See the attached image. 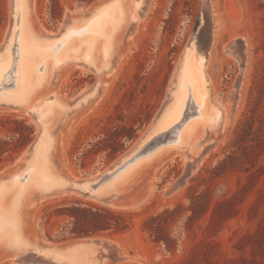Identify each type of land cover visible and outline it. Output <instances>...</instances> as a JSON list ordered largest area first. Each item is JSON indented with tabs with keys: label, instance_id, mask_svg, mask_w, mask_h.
Returning <instances> with one entry per match:
<instances>
[{
	"label": "rangeland",
	"instance_id": "1",
	"mask_svg": "<svg viewBox=\"0 0 264 264\" xmlns=\"http://www.w3.org/2000/svg\"><path fill=\"white\" fill-rule=\"evenodd\" d=\"M105 1L27 0L33 35L43 36L46 47L54 44L61 34L84 25ZM206 1L212 8L211 48L207 60L195 47L202 56L198 68L209 79L206 101L211 114L220 113L222 107L231 110L230 125L221 128L219 119L204 128L197 125L187 141L177 143L175 138L185 130L183 123L200 122L191 114L181 118L170 134L146 146L143 152L153 146L148 157L118 183L117 187L125 189L119 204L74 194L50 196L23 210L26 239L46 245L83 238L110 242L117 248L118 259H104L101 264H264V125L256 123L247 139L236 131L248 109L264 111V0H142L136 23L129 30L125 26L120 29L107 57L101 50L99 58L93 52L90 55V65L98 70L108 72L115 65L109 77L100 78L95 99L73 112L61 109L96 85L94 74L69 66L78 63L79 53L59 70L53 69L49 84L33 96V105H41L50 95L57 102L40 109L44 112L49 108L42 122H47L49 130H56L55 140L60 141L54 152L57 172L87 180L111 169L171 105L183 53L198 34ZM11 4L12 0H0V53L9 52L0 71L3 98L14 86L17 61V41L9 43L10 47L5 44L6 37L17 31ZM125 5L131 9V0L120 1L119 10L124 13ZM205 37L199 34L196 38L204 44ZM240 39L246 43L244 66L225 51L229 42ZM205 59L207 64L202 68ZM187 82L191 86L189 77ZM179 91L183 102L190 91L187 87ZM198 96L201 105L204 99ZM90 105L93 108L86 111ZM22 121L32 133L19 152L11 157L3 155L0 172L23 156L39 132V124L30 115L0 100V141L19 147ZM139 121L145 124L139 127ZM133 123L139 127L136 137L127 141L124 136L116 144L113 134L127 133ZM206 136L213 140L207 142ZM102 138L109 143L114 139L118 149L114 157H108L109 150L90 151ZM199 140L203 146L197 149L195 142ZM195 156L198 160L192 165L191 157ZM31 185L25 191L28 196ZM70 205L122 214L127 228L82 237L63 234L71 227L69 219L49 214ZM165 209L172 215L149 221ZM5 249L0 248V264H27L12 261L14 252Z\"/></svg>",
	"mask_w": 264,
	"mask_h": 264
},
{
	"label": "bare ground",
	"instance_id": "2",
	"mask_svg": "<svg viewBox=\"0 0 264 264\" xmlns=\"http://www.w3.org/2000/svg\"><path fill=\"white\" fill-rule=\"evenodd\" d=\"M120 1L121 0H106L100 8L98 7L96 12L84 25H80L79 27L75 26L74 29L65 34H61L56 41L54 40V44L50 43L46 47L48 42L42 39L43 36L41 38L40 35H33L30 22L31 12H29L27 0H12V20L13 26L17 28V31L6 37L5 44L9 46V43H13L15 40L17 41V61L14 70L15 78L12 90H7V92L9 91L8 96L3 98V95H0V100L10 103L15 109L23 110L39 124V132L35 138L34 152L26 165L16 170V167L22 163L27 150L23 156L15 161L13 166L0 172L1 175H4L0 177V248H6L14 252L11 255L12 261L14 262L20 263L18 261L19 258H22V261H24L29 258L34 259V257L38 255H46L52 258V263L49 264H101L100 261L91 255V252H89L91 249L88 248L87 244H84L92 239L83 238L61 244H51V246L55 247L67 244L79 245L76 250L70 253L61 255L55 254L53 256L51 252H48L40 246L42 243L39 241L26 239L22 233L23 210L35 206V204L38 205L39 202H43V200L48 199V197L50 198V196L56 195L55 197H57L62 194H74L100 200L105 196H111L106 202L110 205H117L120 203L125 193L124 187H117L118 183L135 170L142 159L148 157L149 151L153 146L144 152H140L141 148L144 147L148 141L153 140L157 142L163 135L170 134L173 128L179 124L178 122H180L181 118L190 114L193 115L192 118L198 119L197 121L200 122H196L195 120V122L189 125L190 121L188 120L186 123H183L182 127L183 129L185 128V130L180 133V137L177 139L175 138L174 142L182 143L188 138L189 132H191L192 129L195 130L194 127L197 125L201 124L202 128H204L206 123L212 124L218 119L221 122V128H226L230 125L229 123H231V110L222 107L220 113L211 114V107H209L206 101L210 84L209 79L205 73L202 75L198 68V63L202 61V56L197 54L196 49L200 55L205 56L208 60L211 48V29L213 24L210 11L212 8L210 9L209 2L206 1L204 4L206 7L205 15L201 21L204 25L203 34L207 36V40L204 44H201L199 42L200 40L198 41L196 36H194L186 45L178 71V82L175 85V91L172 92L173 101L171 105L163 111L155 128L148 131L145 138L139 142L136 149L131 151L129 156L123 158L120 164L104 171L95 178L87 180L74 178V180H72L61 170L58 172L56 171L54 152L60 141L56 142L55 140L56 130H49L47 122H42V117L49 113V108L42 110L44 112L40 111L41 107H45L46 105L50 106L55 103L56 100L50 95L51 97L49 96L46 100H42L41 105L36 106L35 104L33 105L34 100H32V98L44 85L49 84L51 75L53 74L51 72L56 68L60 69L66 62L73 61L79 53L81 54L79 57L81 61L79 60L78 63L75 64L73 62V64L69 66L74 67L75 70L78 69L82 72L94 74L98 77L96 85L89 92L84 93L78 100L74 101L71 106H69V104L61 106V109H71L73 112L75 109H79L87 103H90L91 99L97 97L98 87L101 83L100 78L102 76L109 77L115 65H112L111 71L104 72L100 69L102 70V72H100V70L90 65L91 62L89 59L91 58V53L93 52L94 57L99 58L101 50L104 58H106L110 51V46L114 45L118 40L117 35L120 29L125 26V29L127 27L129 30L136 23L142 8V0H131V9L130 6H124L125 14L123 10H119ZM99 4H101V2L98 3V5ZM140 22L141 21H139L138 24ZM245 45L246 43L242 39L232 40L226 45L225 51L229 53L237 63L243 65L245 62ZM52 47L55 49V52H47L52 51ZM8 55L9 52L3 51L0 53V71L5 62H7ZM79 58H77V60ZM206 59L204 67L202 68H205L207 64ZM105 66L108 67L109 64L105 63ZM106 67L104 68L106 69ZM188 77L190 78L191 86L187 82ZM183 87L188 88L191 97L188 93L186 98L184 100L182 99V102L181 97L183 94H181L179 90ZM197 96L198 99H200V97L204 99L201 105L196 99ZM180 104L182 106L181 108L178 107ZM58 105L61 104L58 103ZM92 106L93 105H90L86 111L92 109ZM186 110L189 111L186 113ZM174 120L175 122H172ZM195 143L197 149L202 148L203 141L199 140ZM13 168H15V170L11 173ZM30 185L32 192L28 196L25 194V191ZM56 188H61V190L46 197H39L35 201L31 200L35 190L42 189L49 191Z\"/></svg>",
	"mask_w": 264,
	"mask_h": 264
},
{
	"label": "trees",
	"instance_id": "3",
	"mask_svg": "<svg viewBox=\"0 0 264 264\" xmlns=\"http://www.w3.org/2000/svg\"><path fill=\"white\" fill-rule=\"evenodd\" d=\"M80 1H89V0H80ZM53 18H56L54 15H51ZM148 119H146L147 121ZM258 123L259 125H264V111L256 113L253 109H248L244 114V118L237 125L236 131L241 133L243 139H247L248 135L251 134L253 126ZM145 123L139 121V127L143 126ZM21 125L24 129L21 135V144L19 147L17 145L8 146V143L5 141H0V162L2 161L3 155H8L11 157L12 153L19 152L20 148H23L28 142V136L32 133V130L21 122ZM139 127H135L133 123L129 128H127V133H115V143H119L121 138H126L127 141H132L136 137V132ZM126 130V129H125ZM125 132V131H124ZM113 141V142H112ZM111 143L105 141V138H102L100 141L95 143L91 147V152H96L101 149L109 150L108 157H114L118 152V149L114 148V139ZM82 158V157H80ZM172 211L165 209L162 213L156 217H151L149 221L159 219L163 215H172ZM55 216H66L69 219L71 227L68 230H64L63 234L66 232L72 237H82L93 235L95 233H103L109 230L112 231H123L127 228L125 224V219L122 214H114V212L104 209V208H93V207H79L75 205H70L62 207L49 214V217ZM116 219H119L118 221ZM172 220V219H169ZM167 222V221H163ZM151 230V229H150ZM152 231V230H151ZM157 240V239H156Z\"/></svg>",
	"mask_w": 264,
	"mask_h": 264
},
{
	"label": "water",
	"instance_id": "4",
	"mask_svg": "<svg viewBox=\"0 0 264 264\" xmlns=\"http://www.w3.org/2000/svg\"><path fill=\"white\" fill-rule=\"evenodd\" d=\"M205 11H206V7L204 6V7H203L202 18H203L204 15H205ZM202 18H201V19H202ZM203 27H204V25H203V22H202V24H201V26H200V28H199L198 34L195 35L196 37H197L199 34L204 35V34H203ZM204 37H205V35H204ZM205 38H206V37H205ZM206 40H207V38L205 39V41H206ZM204 43H205V42H204ZM159 116H160V115H159ZM159 116H158L155 120L152 121L151 125L149 126V129H150V130H153V129L155 128ZM150 130H148V131H150ZM148 131H147V132H148ZM147 132L145 133L144 137L141 138V139L139 140V142H140L142 139L145 138ZM204 140H207V142H210V141L213 140V139H212L211 137L209 138L208 136H206V137L204 138ZM152 141H153V140L148 141V142L146 143V145H145L144 147L141 148L140 152L143 151V150L146 148V146H147L148 144H150ZM35 142H36V139H35V140L32 142V144L28 147V149H27V151H26V155H25V157H24L23 160H22V163H20L19 166L16 167V170H19V169L22 168L24 165H26L27 161L30 159L31 155H32L33 152H34ZM139 142H138V144H139ZM207 142H206V143H207ZM138 144H137V146H138ZM137 146H136V147H137ZM136 147H135L133 150H135ZM133 150H132V151H133ZM130 153H131V152H130ZM130 153H129L127 156H129ZM127 156H126V157H127ZM124 158H125V157H124ZM121 160H122V159H121ZM121 160H120L116 165L120 164V163H121ZM191 160H192V165H193L194 163L197 162L198 157H196V156H195V157H191ZM116 165H115V166H116ZM113 167H114V166H113ZM113 167H111V168H113ZM2 176H4V175H1V174H0V177H2ZM4 178H5V177H4ZM72 180H74V179H72ZM59 190H61V188L51 189V190H49V191L42 190V189H41V190L39 189V190H37V191L35 190V193L33 194L31 200L35 201V200L38 199L39 197H46V196L51 195V194H53L54 192H57V191H59ZM110 198H111V196H105V197L102 198V200L106 202V201L109 200ZM84 244H87L88 248L91 249V250H89V252H91V255H92V256H93L94 254H96V255L93 256V257L96 258V259H97L98 261H100V262L103 261L104 259H110V260H116V259H118L119 254H118L117 248H116L113 244H111L110 242H107V241H104V240H93V239H92V240H88V241L85 242ZM40 246H41L42 248L46 249L48 252H51L52 256L55 255V254H58V255H61V254H67V253H70L71 251L76 250V249L79 247V245H76V244H67V245H63V246H59V247H55V246H51V245H46V244H40ZM18 261H19L20 263H27V264H49V263H52V258L49 257V256H46V255H38V256L34 257V259L29 258V259H26V260L22 261V258H19Z\"/></svg>",
	"mask_w": 264,
	"mask_h": 264
}]
</instances>
